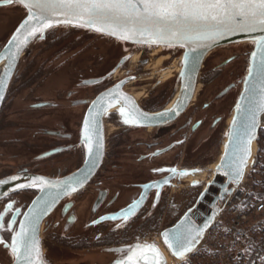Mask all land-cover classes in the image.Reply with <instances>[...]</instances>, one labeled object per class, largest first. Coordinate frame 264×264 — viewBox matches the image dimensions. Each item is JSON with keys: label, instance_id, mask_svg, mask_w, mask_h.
Here are the masks:
<instances>
[{"label": "flooded vegetation", "instance_id": "obj_1", "mask_svg": "<svg viewBox=\"0 0 264 264\" xmlns=\"http://www.w3.org/2000/svg\"><path fill=\"white\" fill-rule=\"evenodd\" d=\"M5 2L0 0V54L25 14ZM118 45L82 28L54 27L24 48L5 86L0 64V180L17 174L63 178L78 171L86 160V116L114 86L121 85L146 113L169 106L181 52L127 53ZM248 52L239 45L215 50L204 62L194 101L165 126H131L117 112L103 118L100 168L42 224V248L50 260L73 251L159 242L210 178L237 93L227 102L213 100L246 73ZM36 196V190H24L0 200V264H12L5 246Z\"/></svg>", "mask_w": 264, "mask_h": 264}, {"label": "water", "instance_id": "obj_2", "mask_svg": "<svg viewBox=\"0 0 264 264\" xmlns=\"http://www.w3.org/2000/svg\"><path fill=\"white\" fill-rule=\"evenodd\" d=\"M5 4L21 7L24 9L25 14L0 54V64L4 65L6 74L3 81L4 86L9 79L10 72L8 70L15 65L24 48L36 37L40 36V33H37L35 36L29 38L28 42L17 52L16 45L9 44V41L12 39L13 35H20L17 33V29L28 18V10L18 2H13L11 4L5 2ZM51 19L53 21V26L45 28L43 35L46 31L54 27H78L73 24L55 23L56 20H63V16H53ZM78 28L113 39L119 44V50L122 49L127 53L148 48L180 51V65L176 79V94L169 106L162 112L149 114L140 108L134 96L122 91L121 85L114 86L93 102L86 116L88 128L85 127V120L83 130L84 141L87 147L86 160L78 171L63 178H46L37 175L17 174L1 179L0 200L18 191L36 190L38 192V196L33 199L31 206L21 219L12 237L20 231L21 222H24L25 227L29 228V221H32L31 228H34V231L30 228L28 232L27 246L28 248H32L33 241H38L37 246L41 258L40 260H36V252L33 251L31 256L34 264H117V261L121 260H124L126 264H170L169 258L177 263L185 262L190 257L194 256L202 247L208 232L221 214L220 204L225 202L232 194L233 189L242 183L246 173L253 165L257 141L259 140V134L264 125V111H260L257 108L261 100V89L264 88V75L258 71V65L262 56H264V48H260L256 43V41L264 38V30L257 29L251 32L234 31L212 38H199L193 33L190 39L179 43L174 42L171 47H168L159 42L150 45L148 42H144L148 39L146 36L140 37L137 35L132 39L125 40L116 35L98 32L94 28ZM22 38L23 37H21V39ZM237 45H246L250 47L246 73L213 100V103L220 101L227 102L232 98L233 94L237 93L235 102L230 112L225 117L227 124L221 151L217 161L209 169L210 178L201 188L194 204L175 224L164 229L160 233L159 239L162 245L153 240L141 242L134 241L119 247L68 252L65 253L62 258L50 260L43 252L42 248V224L62 199L83 189L100 168L105 155L103 118L109 113L117 112L118 115L122 117V120L128 119L130 122L127 124L131 126L158 128L167 125L179 117L194 101L198 88L199 76L205 60L217 49ZM253 53H256L255 58L252 55ZM250 67L253 69L251 75L249 74ZM237 106H239V111H237ZM121 109H123V115L121 114ZM253 112L256 113V126L252 132L254 138L249 145L247 144V132L252 123ZM89 130H91L90 144L85 140V135L89 134ZM89 147L92 148L91 153L89 152ZM245 147L250 149V155L247 158V163L244 164L242 177L236 179L235 169L238 162L244 156ZM12 177H17V179L13 180ZM36 177H40L52 183L43 186V191L41 190V186L27 187ZM58 182H67L72 188H75L76 191H68L66 194L64 186ZM19 185H25V187H18ZM190 229H203V232L192 246V251L187 253L185 258L181 259L179 256L173 254L176 250L175 248L169 249L168 245L165 243L163 233H169V241L173 242L171 234L183 233ZM195 234V231H193L192 235L195 236ZM11 244L12 238L10 245H6L5 248L13 256L12 264H27L24 259L27 253H22L21 259L17 260L16 256L11 252ZM145 244L154 245V249L137 248L138 245ZM129 249L133 251L130 252ZM128 257H132V260L129 261ZM44 258H46L48 262H46Z\"/></svg>", "mask_w": 264, "mask_h": 264}, {"label": "snow or ice", "instance_id": "obj_3", "mask_svg": "<svg viewBox=\"0 0 264 264\" xmlns=\"http://www.w3.org/2000/svg\"><path fill=\"white\" fill-rule=\"evenodd\" d=\"M7 3L18 2L28 10V18L17 29L20 35H13L9 44H15L17 52L28 42V39L40 33L43 38L45 28L53 26L51 17L63 16V20L55 23L73 24L78 27L94 28L98 32L116 35L121 39H132L135 36L147 37L144 42L150 45L157 42L171 47L174 42L190 39L194 33L199 38H212L224 35L228 32L241 31L251 32L257 29L264 30V0H6ZM21 37H23L21 39ZM260 48H264V38L256 41ZM255 58L256 53L252 54ZM252 67L249 74H252ZM258 71L264 75V56L258 65ZM183 74V73H181ZM2 98V97H0ZM260 111H264V88L261 89V100L257 105ZM239 111V106H237ZM123 115V109H121ZM163 115V114H162ZM125 123H129L125 119ZM256 126V113H252V123L247 132V144L250 145L254 138L252 132ZM88 128V121L85 122ZM85 140L91 143V130L85 135ZM89 152L92 148L89 147ZM250 155V149L244 148V156L238 162L235 169L236 179L243 175L244 164ZM154 171H163L155 169ZM176 172V169H171ZM187 175V173H182ZM13 180L17 177H12ZM52 182L45 181L40 177L33 179L27 187L41 186ZM64 186V191H76L67 182H58ZM18 187H25L19 185ZM145 187H148L147 185ZM10 207V205H9ZM2 215V214H0ZM127 219V217H124ZM95 223V222H94ZM29 228L21 222L20 231L12 237L11 252L17 260L21 259L22 253L27 264H34L32 252H36V260H40L38 241H33V247L28 248L27 236ZM10 228V224H9ZM34 231V228H31ZM195 231V236L192 232ZM203 229L188 230L183 233L171 234L173 242L169 241V233H163L165 243L169 249L175 248L174 255L181 259L192 251V246L202 234ZM137 248L154 249V245H138ZM129 251H133L129 249ZM131 261L132 257H128ZM117 264H126L124 260Z\"/></svg>", "mask_w": 264, "mask_h": 264}, {"label": "built area", "instance_id": "obj_4", "mask_svg": "<svg viewBox=\"0 0 264 264\" xmlns=\"http://www.w3.org/2000/svg\"><path fill=\"white\" fill-rule=\"evenodd\" d=\"M253 160L242 183L220 204L221 214L202 247L187 261L174 264L263 263L264 147L259 149L258 143Z\"/></svg>", "mask_w": 264, "mask_h": 264}, {"label": "rangeland", "instance_id": "obj_5", "mask_svg": "<svg viewBox=\"0 0 264 264\" xmlns=\"http://www.w3.org/2000/svg\"><path fill=\"white\" fill-rule=\"evenodd\" d=\"M239 46H241L242 48H247V47H248L249 50H250V47H249V46H246V45H239ZM260 132H262V130H261ZM263 142H264V141H262V142H259V140L257 141V143H258V148H259V149H262V148L264 147ZM217 159H218V157H217ZM217 159L215 160V162L217 161ZM215 162H214V164H215ZM157 238H158V240H159V243L162 245V243H161L159 237H157ZM149 240H151V239H149Z\"/></svg>", "mask_w": 264, "mask_h": 264}, {"label": "trees", "instance_id": "obj_6", "mask_svg": "<svg viewBox=\"0 0 264 264\" xmlns=\"http://www.w3.org/2000/svg\"><path fill=\"white\" fill-rule=\"evenodd\" d=\"M262 141H264V131L260 132L259 134V142H262ZM262 264H264V260Z\"/></svg>", "mask_w": 264, "mask_h": 264}, {"label": "bare ground", "instance_id": "obj_7", "mask_svg": "<svg viewBox=\"0 0 264 264\" xmlns=\"http://www.w3.org/2000/svg\"><path fill=\"white\" fill-rule=\"evenodd\" d=\"M169 262L170 264H174V260H172L171 258H169Z\"/></svg>", "mask_w": 264, "mask_h": 264}]
</instances>
